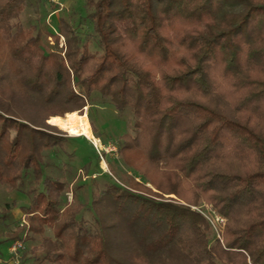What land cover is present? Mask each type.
Masks as SVG:
<instances>
[{"label": "trees", "instance_id": "1", "mask_svg": "<svg viewBox=\"0 0 264 264\" xmlns=\"http://www.w3.org/2000/svg\"><path fill=\"white\" fill-rule=\"evenodd\" d=\"M27 3L0 0V90L26 106H0V184L37 180L5 242L49 229L29 250L36 264H264V0H84L50 33L62 56L18 22ZM94 94L130 112L117 151L160 194L107 182L74 207L42 175V153L65 140L45 120ZM199 200L226 219L223 244L190 208Z\"/></svg>", "mask_w": 264, "mask_h": 264}, {"label": "rangeland", "instance_id": "2", "mask_svg": "<svg viewBox=\"0 0 264 264\" xmlns=\"http://www.w3.org/2000/svg\"><path fill=\"white\" fill-rule=\"evenodd\" d=\"M85 11L84 0H28L18 22L23 28L30 30L32 35L39 37L43 48H47L49 52H59L62 56L65 51L64 38L59 36L55 41L50 33L57 34L60 19L75 24ZM118 26L120 30L124 28L122 23ZM0 59L3 61L5 57ZM13 89L15 88L11 86L1 87L0 106L5 105V101L11 97L15 106L26 110L24 101H20L25 99L24 95ZM74 112L86 115L94 140L83 136H69L58 127L50 125L48 123L50 118L45 120V124L51 127L45 131L65 139L60 146L42 153V175L64 183L66 190L62 196V205L88 206L91 199L103 190V184L107 182L142 193L135 190L136 182L150 189L151 192L160 194L137 171L123 165L117 151V144L122 141V135L130 133L132 117L128 110L118 113L108 103H100L99 95L94 94L81 110ZM64 116L65 114L58 117ZM36 181L32 175L29 176L21 189L0 184V262L3 264H21V262L36 264L30 260L29 250L40 244V239L53 237L52 232L46 229L40 237L33 236L25 242L19 240H13L9 244L5 242L15 232L17 226H26L22 207L29 204L28 190L36 186ZM168 198L184 203L173 195L162 194L159 197L163 201H168ZM190 208L199 213L209 225V242L216 239L223 244L226 219L220 217L203 200H199ZM82 213L85 218H90L88 211ZM3 214H6V218H1ZM15 244H19V247Z\"/></svg>", "mask_w": 264, "mask_h": 264}, {"label": "bare ground", "instance_id": "3", "mask_svg": "<svg viewBox=\"0 0 264 264\" xmlns=\"http://www.w3.org/2000/svg\"><path fill=\"white\" fill-rule=\"evenodd\" d=\"M48 123L58 127L69 136H83L86 139L94 140L85 114L66 113L64 117H51Z\"/></svg>", "mask_w": 264, "mask_h": 264}, {"label": "built area", "instance_id": "4", "mask_svg": "<svg viewBox=\"0 0 264 264\" xmlns=\"http://www.w3.org/2000/svg\"><path fill=\"white\" fill-rule=\"evenodd\" d=\"M15 246H18L19 247V244L18 245L15 244Z\"/></svg>", "mask_w": 264, "mask_h": 264}]
</instances>
